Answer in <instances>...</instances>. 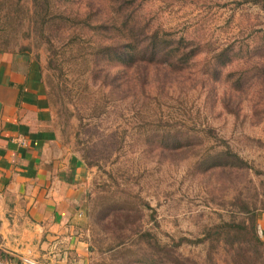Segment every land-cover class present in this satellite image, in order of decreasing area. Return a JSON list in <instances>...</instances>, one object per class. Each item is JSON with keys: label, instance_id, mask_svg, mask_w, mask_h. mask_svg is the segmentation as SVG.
Listing matches in <instances>:
<instances>
[{"label": "rangeland", "instance_id": "obj_1", "mask_svg": "<svg viewBox=\"0 0 264 264\" xmlns=\"http://www.w3.org/2000/svg\"><path fill=\"white\" fill-rule=\"evenodd\" d=\"M136 1L153 29L201 58L176 61V70L171 58L130 69L102 58L75 65L74 54L102 41L75 21L87 15L82 2L53 12L50 36L27 26L0 35V50L40 65L61 138L85 165L86 264H249L250 256L264 264L263 246L243 260L211 230L250 226L245 207L264 212V0ZM226 51L234 63L217 67L227 78H204Z\"/></svg>", "mask_w": 264, "mask_h": 264}, {"label": "crops", "instance_id": "obj_2", "mask_svg": "<svg viewBox=\"0 0 264 264\" xmlns=\"http://www.w3.org/2000/svg\"><path fill=\"white\" fill-rule=\"evenodd\" d=\"M85 165L57 129L40 65L0 53V264H86ZM257 225L264 241V212Z\"/></svg>", "mask_w": 264, "mask_h": 264}, {"label": "trees", "instance_id": "obj_3", "mask_svg": "<svg viewBox=\"0 0 264 264\" xmlns=\"http://www.w3.org/2000/svg\"><path fill=\"white\" fill-rule=\"evenodd\" d=\"M61 1L0 0V35L7 29L17 32V29L27 26L31 33L45 37L50 36L52 31L56 30L55 23L58 25L53 12H72L80 8L82 2L86 7L85 12H87V15L84 19H81L80 13H76L74 15L75 21L77 20L78 23L86 22L87 24L82 23L83 27L88 25L89 30L98 32L102 37V41L96 44L95 48H91L93 52H83L80 56L74 54L72 58L75 65L82 63V61L91 64L95 59L94 64H97V60L102 58L110 62L113 60L122 62L126 68L130 69L141 59L148 64L159 65L171 58L174 59L171 67L176 70V61L186 64L194 58L196 60L199 57L201 58V53L198 50H192L190 47H180V43L176 42L181 39H176L175 43L172 42L174 38H172V34L169 31L163 29L164 31L162 32L161 30L153 29L151 20L143 15V12H138L134 8L136 0H65L73 2V5L66 6L65 10L60 8L62 7L59 5ZM75 3L76 6L74 8ZM58 17L63 19L62 25L68 24L66 14ZM62 27L66 28V26H61L60 24L59 30L64 32ZM72 47L74 46L72 45ZM65 48L63 53H65ZM1 52L6 51L0 50ZM57 55L59 53L56 51ZM160 55L164 59L156 61ZM222 57L220 64H215L214 62L207 69L203 75L204 78H208V73H220L225 79L227 78L228 75L224 74L225 72H219L218 67L226 66L227 64L232 65L234 59L230 51H226ZM230 76L231 74H229ZM243 211L250 217V226L247 225L246 221H225L215 225L211 230L219 236L220 241L222 238H224L225 242L227 240L231 241L233 244L232 251L245 260L248 259V255L244 254L245 250L248 252L255 246L257 248L264 247V242L260 239L257 232L258 210L245 207ZM210 232L209 230L205 239L209 240L213 236ZM247 246L249 247L247 248ZM248 260L249 264H254L256 259L250 256Z\"/></svg>", "mask_w": 264, "mask_h": 264}, {"label": "built area", "instance_id": "obj_4", "mask_svg": "<svg viewBox=\"0 0 264 264\" xmlns=\"http://www.w3.org/2000/svg\"><path fill=\"white\" fill-rule=\"evenodd\" d=\"M23 264H37V263L33 260L25 258L23 259Z\"/></svg>", "mask_w": 264, "mask_h": 264}]
</instances>
